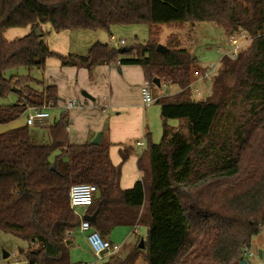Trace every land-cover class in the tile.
<instances>
[{"label": "trees", "instance_id": "1", "mask_svg": "<svg viewBox=\"0 0 264 264\" xmlns=\"http://www.w3.org/2000/svg\"><path fill=\"white\" fill-rule=\"evenodd\" d=\"M28 4L65 12L70 30L148 23L151 38L146 45L122 46L123 54L96 43L85 56H63L49 52L45 34L34 27L30 41L0 61V100L19 95L17 104L0 106V125L16 121L29 106L57 104L56 87L41 92L30 86L36 82L30 76L6 77L7 65L23 54L29 69L54 56L62 67H84L90 75L102 65H139L154 87L155 79L168 81L183 94L195 59L178 46L159 49L153 26L214 22L230 35L246 31L251 43L236 59L221 58L206 100L156 99L164 119L161 141L148 136L138 161L142 178L130 189L123 190L120 179L132 149H121L122 162L114 166L110 143L71 145L63 118L48 128L50 144L34 143L27 125L0 134V231L27 243L20 250L27 264H73L70 240L80 220L69 191L78 184L98 189L86 216H94L90 223L104 238L120 226L147 228L144 248L139 243L114 264H135L140 257L147 264H241L243 248L264 226V116L240 131L233 147L218 140L231 102L249 103V115L264 112V0H0V30ZM168 120L184 121L186 133Z\"/></svg>", "mask_w": 264, "mask_h": 264}, {"label": "crops", "instance_id": "2", "mask_svg": "<svg viewBox=\"0 0 264 264\" xmlns=\"http://www.w3.org/2000/svg\"><path fill=\"white\" fill-rule=\"evenodd\" d=\"M58 14L62 15L59 20H57ZM34 27H39L43 31L48 51L57 55L84 56L83 54L89 52L96 43L122 48V46L111 45L110 41L102 42L96 32L70 30L63 11L55 12L51 17L28 4L8 26L0 30V61L10 50L27 44L32 38ZM85 36L88 37L87 40ZM112 37L111 35L110 40ZM117 41L126 43L123 39ZM25 60H27V54L13 58L6 70H16V73H21V70L26 67ZM32 69H29V72ZM37 69L36 74L31 72L29 75L12 76L34 78L36 82L31 83L30 86L41 92L49 86H54L57 90V104L51 105L48 110L50 114L48 120L42 126L39 125V128L45 129L47 133L43 135L42 140H38L35 133L36 138L33 141L39 142L36 144H50L48 128L62 118L68 124V139L71 145L92 142L96 135L101 133V141L111 144L110 159L114 166L122 162L119 153L121 149L126 147L132 149L128 160L122 164L120 179V186L123 190L132 188L142 178V172L138 169V161L145 155L149 146L148 136L151 138L154 130V118L149 116L148 109L156 102L148 107L142 103L140 91L145 81L142 67L139 65H102L96 67L90 75L84 67H62L57 57L49 56L43 60L42 68ZM195 80H200V78L196 77ZM36 84L37 88L32 86ZM177 92L174 91V94ZM74 100L77 101L78 106L67 110V103ZM158 113L160 114V110ZM34 136L32 135V138ZM138 142H143L145 146L137 147ZM88 210L82 209L77 212L85 216ZM70 241L71 244L74 243L72 237ZM26 248L27 243L20 250H26ZM16 262L19 264L20 261L16 260L12 263Z\"/></svg>", "mask_w": 264, "mask_h": 264}, {"label": "rangeland", "instance_id": "3", "mask_svg": "<svg viewBox=\"0 0 264 264\" xmlns=\"http://www.w3.org/2000/svg\"><path fill=\"white\" fill-rule=\"evenodd\" d=\"M40 12L51 15V17L52 14L55 13L46 11ZM61 18L62 15L58 14L57 20ZM154 29H158V34L156 35L158 44L171 49L175 46L184 48L195 59V65L192 66L190 73L189 90H186L183 94H181V90L178 86L173 85L168 81H162L161 86L153 88V93L156 99H191L194 101L206 100L211 95L214 79L217 77L222 67V65H219L221 58L228 56V54L234 49L230 42L231 35L229 32H226L224 28L214 22L193 23L191 20L184 22L182 25L174 23L160 24L153 26V30ZM88 32H96L102 42L108 43L110 41L111 45H115V42L121 39L126 41L125 46H132L134 44L146 45L151 38V27L148 23L113 25L109 28V30H88ZM111 35L117 40H110ZM87 39L88 37L85 36V40ZM249 44L250 42L248 41L243 44V48L240 53L245 51ZM87 53L88 52L83 55L85 56ZM211 65H218L217 74L214 77L211 76L210 78L203 79L199 77L200 80H195L197 77L193 74L195 70H199L201 72L207 70L209 71L211 69ZM37 71L38 69L34 68L29 72V69L25 67L21 70V73H16V70H9L5 72V75L7 78H10L13 75L18 74L29 75L31 72L36 74ZM228 83L230 86L233 85L231 79H229ZM32 86L37 88L38 85L36 84ZM174 91L178 92L174 94ZM18 101V93L13 92L6 99L0 100V106L15 105ZM248 105L249 103H243L240 99H237L233 103L231 102L230 105H228L223 111L220 122L221 133L219 135V143L224 142L227 146L233 147V145L237 143L236 137L238 136V133L240 131L248 132L256 123V119H260L264 116V112H260L258 116L249 115ZM159 110L160 106L156 103L148 109L149 116L154 118V130L152 131L151 140L152 143L155 144L160 143L163 133L164 119L158 113ZM27 115V113H24L16 121L6 125H0V134L22 125L26 126ZM167 124L175 129H180L184 133L187 131L184 121L168 120ZM242 126L243 128H241ZM28 127L30 128L33 136L36 133L38 140H42L43 135H46L47 133L45 129L39 128V125ZM35 138L36 136L33 137V139ZM35 143L39 142L35 141ZM56 155L57 153H55L53 157ZM80 210H82V208L77 209V211ZM146 234V227H137L135 232L133 228L129 226H120L115 228L108 238H106L112 244L121 246V250L117 255H113L108 259L105 258L101 264H114L116 260L126 259L134 247H137L139 243L141 244V242L145 241ZM72 239L74 243L70 247V261L73 264L94 263L96 258L87 243L86 233L75 231L72 234ZM25 244V242L17 239L15 236L0 231V264H11L16 260L20 261L19 264H27L24 257L20 254V248H24ZM247 247L250 249L249 252H252L254 256L250 257L248 254L244 255L243 251ZM245 248H243L242 254L245 258L244 261L246 264H264V226H260L259 234L252 239L251 245L246 246ZM5 254L8 255L7 258L5 257ZM135 264L147 263L143 257H140Z\"/></svg>", "mask_w": 264, "mask_h": 264}, {"label": "built area", "instance_id": "4", "mask_svg": "<svg viewBox=\"0 0 264 264\" xmlns=\"http://www.w3.org/2000/svg\"><path fill=\"white\" fill-rule=\"evenodd\" d=\"M238 37V38H237ZM112 41H116L115 37L111 38ZM251 43V38L248 35L246 31H239L235 33L234 35L230 36V42L233 46V50L231 53L228 54V56L231 59H236L238 57V54L240 51H242L243 44L246 42ZM242 42V44H241ZM126 43L124 41L115 42V46H124ZM250 45V44H249ZM220 65V63H219ZM218 70V65H211V69L208 71H195L193 74L194 76L203 78H210L213 77ZM154 86L149 81H144L143 86L141 87V97H142V103L145 107L151 106L156 102V99L154 97L153 93ZM78 106V103L76 100L67 103L66 109L71 110ZM51 107V103L44 104L43 106H29L26 110L27 120L26 125L27 126H33V125H40L42 126L45 121L48 120L50 114L48 110ZM137 147H144L145 144L143 142H138L136 144ZM98 193V189L95 185L92 184H78L71 187L69 191V204L70 208L74 211L75 215L79 218L80 224L76 231H79L81 233H86V240L91 248L96 261L94 263H86V264H101L105 258H110L113 255H117L120 250L121 246L112 244L108 239L104 238L99 231L95 230L89 220H84V217L86 215L78 214L77 209L82 208L85 210L90 209V207L94 203V199ZM135 232V229H134ZM250 249L247 247L244 249V255L248 254V256L252 257L254 256L252 252H249ZM12 264H18L12 263Z\"/></svg>", "mask_w": 264, "mask_h": 264}, {"label": "water", "instance_id": "5", "mask_svg": "<svg viewBox=\"0 0 264 264\" xmlns=\"http://www.w3.org/2000/svg\"><path fill=\"white\" fill-rule=\"evenodd\" d=\"M158 48H159V49H162V50L165 49L162 45H160ZM119 53H120V54H123V49L119 50ZM153 83H154L156 86H160V81H159L158 79H155V80L153 81ZM101 137H102V134H101V133H98V134L96 135V137L92 140L91 144L94 145V146L99 145L100 142H101ZM52 169H55V168H52ZM84 220L93 221V220H94V216H93V217H88V216H86V217H84ZM140 248H141V249L144 248V242H141V244H140ZM5 257H7V254H5ZM241 264H246V262L243 261Z\"/></svg>", "mask_w": 264, "mask_h": 264}]
</instances>
